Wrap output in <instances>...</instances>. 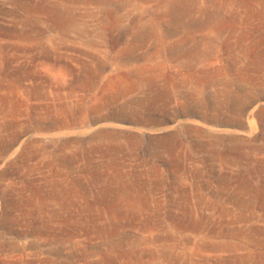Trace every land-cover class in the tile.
<instances>
[{
  "label": "rangeland",
  "instance_id": "obj_1",
  "mask_svg": "<svg viewBox=\"0 0 264 264\" xmlns=\"http://www.w3.org/2000/svg\"><path fill=\"white\" fill-rule=\"evenodd\" d=\"M0 264H264V0H0Z\"/></svg>",
  "mask_w": 264,
  "mask_h": 264
},
{
  "label": "bare ground",
  "instance_id": "obj_2",
  "mask_svg": "<svg viewBox=\"0 0 264 264\" xmlns=\"http://www.w3.org/2000/svg\"><path fill=\"white\" fill-rule=\"evenodd\" d=\"M59 18L60 21L64 22L65 26H72V24L75 22V19L73 17L68 16L66 14H62V16H59Z\"/></svg>",
  "mask_w": 264,
  "mask_h": 264
},
{
  "label": "water",
  "instance_id": "obj_3",
  "mask_svg": "<svg viewBox=\"0 0 264 264\" xmlns=\"http://www.w3.org/2000/svg\"><path fill=\"white\" fill-rule=\"evenodd\" d=\"M246 128V127H245Z\"/></svg>",
  "mask_w": 264,
  "mask_h": 264
}]
</instances>
